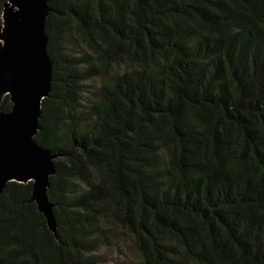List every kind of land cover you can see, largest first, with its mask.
Instances as JSON below:
<instances>
[{
    "label": "trees",
    "instance_id": "obj_1",
    "mask_svg": "<svg viewBox=\"0 0 264 264\" xmlns=\"http://www.w3.org/2000/svg\"><path fill=\"white\" fill-rule=\"evenodd\" d=\"M47 2L56 231L7 183L0 264H264V0Z\"/></svg>",
    "mask_w": 264,
    "mask_h": 264
},
{
    "label": "water",
    "instance_id": "obj_2",
    "mask_svg": "<svg viewBox=\"0 0 264 264\" xmlns=\"http://www.w3.org/2000/svg\"><path fill=\"white\" fill-rule=\"evenodd\" d=\"M47 0H7L0 27V97L8 95L10 111L0 109V194L9 182L32 183L30 201L55 233L53 205L47 198L54 155L36 143L42 101L52 82L46 52Z\"/></svg>",
    "mask_w": 264,
    "mask_h": 264
},
{
    "label": "rangeland",
    "instance_id": "obj_3",
    "mask_svg": "<svg viewBox=\"0 0 264 264\" xmlns=\"http://www.w3.org/2000/svg\"><path fill=\"white\" fill-rule=\"evenodd\" d=\"M0 46H1V43H0ZM3 98H4V96L0 97V103L2 102ZM104 257H105V259L107 261H109L108 263H110V262H113L116 258H119V259H131V253L129 252L128 249H124L123 250V255H121V256H118L117 253L114 252L111 256H109V255L107 256L106 255Z\"/></svg>",
    "mask_w": 264,
    "mask_h": 264
}]
</instances>
